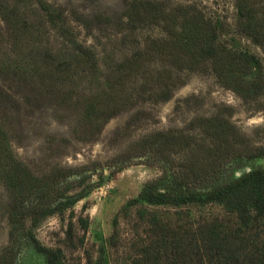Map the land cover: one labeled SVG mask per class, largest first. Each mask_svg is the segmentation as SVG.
Wrapping results in <instances>:
<instances>
[{"label":"rangeland","instance_id":"obj_1","mask_svg":"<svg viewBox=\"0 0 264 264\" xmlns=\"http://www.w3.org/2000/svg\"><path fill=\"white\" fill-rule=\"evenodd\" d=\"M132 1L0 0V12L3 6L15 7L20 16L15 24L0 16V129L7 135L10 152L38 177L55 167H90L70 178L78 183L88 172L94 173L85 199L63 216L47 218L34 230L43 246L62 250L67 264H95L100 236L105 240L114 237L106 244L107 264H129L150 236L147 221L151 214L176 231L205 221H217L223 229L236 227L235 217L217 204L149 208L144 220L137 217V210L124 211L146 183L162 175L163 166L152 155L114 162L144 137L173 130L201 139V132L189 125L199 117H212L227 109L225 114L242 133L256 145H264V98L241 100L221 87L208 64L197 71H179L155 61L128 81L113 82L120 63L143 50L149 40L166 38L160 25L129 21L126 15ZM144 1L158 3L167 12L176 7L200 12L217 24L218 43L254 55L264 71V46L237 30L235 0ZM250 1L264 9V0ZM43 4L62 19L50 22ZM78 45L94 53V70L77 57ZM51 63H68L71 69L53 76L48 68ZM92 97L111 99L118 109L99 130L83 116ZM184 154L172 158L180 161ZM256 168L264 169V159L234 160L205 185H192L191 189L211 191ZM7 203L0 182V250L9 243ZM81 221L87 222L86 229ZM243 234L264 243V219L253 222ZM16 264H44V260L22 241Z\"/></svg>","mask_w":264,"mask_h":264},{"label":"trees","instance_id":"obj_2","mask_svg":"<svg viewBox=\"0 0 264 264\" xmlns=\"http://www.w3.org/2000/svg\"><path fill=\"white\" fill-rule=\"evenodd\" d=\"M14 1L22 3L25 0ZM235 1L238 32L264 46V9L250 0ZM2 8L3 20L12 24L19 22L15 7ZM42 10L52 23L62 19V15L47 4L42 5ZM126 16L138 25H160L166 38L149 40L143 50L120 63L112 75L113 82L128 81L146 64L155 61L168 63L179 71H197L208 64L221 87L241 100L255 102L264 98L261 61L246 51L218 43L217 24L200 12L184 7L167 12L158 3L134 0ZM77 57L89 64L90 69L96 68L91 50L78 45ZM48 68L54 76L69 72L71 66L51 63ZM226 110L212 117H199L189 125L188 128L201 132V139L185 131L155 132L133 144L114 162L152 155L163 166L161 177L146 183L137 198L127 202L123 209L126 212L137 210L140 220L146 219L149 208L217 204L235 217L236 227L223 229L217 221H205L176 231L168 229L151 214L147 221L150 236L129 264H264V243L243 234L253 222L264 219V169H253L211 191L191 189L192 185H205L234 160L264 159V145H256L251 137L242 133L231 122L229 114H225ZM117 112L111 99L100 101L92 97L84 106L83 116L99 130ZM181 153L185 154L180 161L172 158ZM89 168L55 167L38 177L12 155L7 135L0 129V182L8 196L9 224V243L0 250V264H16L22 241L32 246L44 264H67L62 250L43 246L34 230L51 216H63L88 196L93 171L81 177L78 183L71 182L70 178ZM81 223L86 229L87 222ZM71 230L72 224L67 231L69 238ZM112 239L113 236L109 240L100 236L99 258L95 264H107L105 249Z\"/></svg>","mask_w":264,"mask_h":264}]
</instances>
